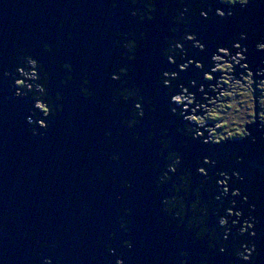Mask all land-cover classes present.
Returning a JSON list of instances; mask_svg holds the SVG:
<instances>
[{"label":"water","instance_id":"obj_1","mask_svg":"<svg viewBox=\"0 0 264 264\" xmlns=\"http://www.w3.org/2000/svg\"><path fill=\"white\" fill-rule=\"evenodd\" d=\"M110 3L116 4L115 10L108 8ZM164 3L175 7L173 0H155L153 19L139 23L128 16L133 9L125 0H0V68L11 66L17 48L25 49L44 65L49 96L52 92L62 94V111L48 118L50 127L43 138L33 137L24 122V100H13L7 90L10 81L3 82L0 96L8 100L0 99V264H39L36 251L51 258L53 264H113L117 257L124 264H179L181 250L187 253V264H198L202 252L211 257L210 264H228L230 258L217 255L215 248L205 252L203 239L190 243L194 230L184 228L194 188L199 189L201 203H206L207 184H200L203 178L190 175L186 193L176 192L183 198V219L173 220L171 213L166 216L160 211V201L168 198L171 185L179 182L178 177L188 165L194 173L195 160L207 152L205 146L176 134L180 122L168 114L166 98L156 79L160 70L175 71L159 55L162 39L170 36L168 28L174 26L160 15ZM235 12L234 20L222 22L186 17L198 36L212 40L203 53L190 58L203 62L217 44L240 31L256 29L258 35H264V7L256 0ZM244 16L246 22L238 24ZM117 31H133L137 36L144 33V40H135V59L131 63L116 62L122 52L112 47ZM253 42L248 41L244 61L250 70L264 57V53L252 50ZM41 43L49 45L48 53L41 51ZM186 50L191 54L187 46ZM61 63L72 66V80L63 88L58 83L64 76L57 67ZM121 66L127 70L122 79L134 83L142 97L147 93L155 109L149 113L146 108L143 119L130 131L119 124L122 118L127 119L128 105L108 102L117 84L108 80L107 74ZM192 71L189 68L178 73L176 82L189 78ZM84 74L93 92L88 99L78 91ZM148 124L153 125L152 139L145 144ZM166 125L169 144L157 159V141L165 138L161 132ZM117 130L121 132L119 137L115 135ZM248 130L258 137L254 129ZM104 132L109 133L107 138ZM134 133L138 136L135 141L131 139ZM215 150L221 153V160L208 171L209 176L226 170L218 167L223 163L231 166L229 172L236 170L243 177V185L252 177L253 187L248 193L251 199V193H258L255 264H264V143L258 138L255 144L233 140ZM172 151L179 153L180 165L158 191L153 181L164 170L163 156ZM113 154L119 156L115 162L107 159ZM230 155L240 156L241 163L225 162ZM153 164L157 165L155 169ZM121 180L128 182L127 189L119 187ZM118 219L126 222V233L119 229ZM207 225L212 227L214 223ZM124 240L131 242L130 249L120 246ZM42 243L47 247H40ZM106 245L113 255L108 254ZM232 264L239 262L233 260Z\"/></svg>","mask_w":264,"mask_h":264},{"label":"clouds","instance_id":"obj_2","mask_svg":"<svg viewBox=\"0 0 264 264\" xmlns=\"http://www.w3.org/2000/svg\"><path fill=\"white\" fill-rule=\"evenodd\" d=\"M125 2L133 9L128 12V16L135 18L137 22H150L153 19V13L156 11L155 0H125ZM173 2L175 7L164 3L160 8V15L167 17L174 26L168 28L170 36L162 39L163 46L159 50V55L163 62L169 67H174L175 71L160 70L156 79L163 90V97L166 98L168 114L180 122V126L175 128L176 134L205 146L207 152L195 160L194 173L190 172L191 165H188L178 177L179 186L173 184L169 190L174 194L176 192L186 193L190 175L203 178L200 184H207V193L214 191V194L207 203H201L199 189L192 190L194 199L188 205V212L191 215L184 225L186 231L194 230L190 243L203 239L205 252H211L215 248L217 255H226L230 258L228 264H232L233 260L239 264H255L258 256V249L255 245L257 218L252 213L258 211L255 208L256 193H251L252 203H248V196L242 194L253 187L252 177H249L248 184L243 187L233 186L229 191L230 181L243 184V177L236 170H232L230 175L228 171H216L211 176L208 171L215 168L221 159V153L215 149L222 144H231L233 140H247L249 144H255L257 138L264 143V57L260 58L259 63L252 70L244 62L249 50V40L254 41L251 44L253 51L264 53V35H258L256 29L247 33L237 32L209 51L203 62L194 61L190 55L203 53L206 45L211 44L212 40L198 36L189 27V20L186 17L191 16L200 21H208L212 18H215L217 22L234 20L236 18L235 9L244 10L250 0H173ZM256 3L264 7V0H256ZM108 8L115 10L116 4L110 3ZM246 20V16L240 17L237 23L244 24ZM219 34V32L216 33V35ZM144 38L143 32L138 36L133 31L115 32L112 47L122 49L116 62L131 63L135 59V40L142 41ZM186 46L187 49L192 50L191 54L186 50ZM40 49L44 53L50 51L47 43H41ZM57 67L64 73L63 78L58 81L60 87L63 88L67 82L72 80V66L69 63H61ZM189 68L193 69L189 78L177 83L178 73H184ZM234 69L238 70L236 76L233 75ZM125 76H127V70L123 66L113 68L108 72V80L117 84L108 97V102L113 106L118 102L128 105L127 119L122 118L119 124L121 128L130 131L143 119L146 108L149 113L154 112L155 109L151 106V97L147 93L142 97L139 94V88L134 83L128 79H122ZM6 80L10 81L7 84V90L11 93V98L25 102L27 115L24 117V122L29 134L43 138L50 127L47 122L48 118L55 117L62 111V94L60 92H52L51 96L48 94L49 77L44 65L29 55L25 49L17 48L11 66L0 68V92L3 91V82ZM88 84L86 74L82 75L78 91L83 99H88L93 95ZM0 99L6 102L8 97L0 96ZM253 125L258 137L248 130ZM147 127L149 131L145 136V144L152 139L153 125L148 124ZM108 135V132H104L105 138ZM115 135L119 137L121 132L117 130ZM161 135L165 138L157 141L160 145V151L156 152L157 159L161 158L169 144L167 125ZM131 139L137 140V134L134 133ZM184 146L181 144V147ZM115 147L119 146L115 145ZM186 158L187 153H185ZM107 159L115 162L119 156L113 154ZM163 159L165 161L164 170L153 181V186L158 191L169 181L170 176L176 173L181 157L178 152L172 151L163 156ZM226 159L231 160L233 165L241 163V157L238 155L226 156ZM152 167L155 169L157 165L153 164ZM111 174L114 175L115 171L113 170ZM119 187L127 189L129 184L126 180H121ZM237 197L241 205L247 204L246 214L237 206ZM116 198L120 199L119 196ZM160 205V211L166 216L171 213L173 220L177 217L183 219L182 197L173 195L172 198L162 199ZM209 207L214 219L212 227L206 223ZM124 214H128L127 209ZM238 222L239 228L237 229ZM117 225L122 232H127L126 222L118 219ZM176 227L179 228L180 225L177 223ZM108 236L111 239L112 233L109 232ZM229 237H231V247L228 246ZM241 237L245 239L241 240ZM120 246L128 250L132 245L130 241L124 240ZM40 247H47V245L42 243ZM105 247L107 248V245ZM107 251L110 256L113 255L111 248H107ZM178 257L180 258L179 264H187L185 251H179ZM35 259L39 261V264H53L52 259L43 255L41 251L35 252ZM210 260L211 257L205 255L204 252L197 257L198 264H210ZM113 264H124V261L117 257Z\"/></svg>","mask_w":264,"mask_h":264},{"label":"flooded vegetation","instance_id":"obj_3","mask_svg":"<svg viewBox=\"0 0 264 264\" xmlns=\"http://www.w3.org/2000/svg\"><path fill=\"white\" fill-rule=\"evenodd\" d=\"M216 75H218V74H216ZM205 87H207V84H205ZM254 125L250 128V130H253L254 129ZM221 160V159H220ZM225 162H227V161H229V160H224ZM224 161H222V162H224ZM218 167H220V168H225L226 170H223V171H228L227 169L228 168H230L231 166L230 165H227V164H220V165H218ZM177 171V170H176ZM232 171V170H231ZM230 171V172H231ZM229 172V171H228ZM230 172H229V175H230ZM177 187L179 186V182H177L176 184H175ZM173 186V184L171 185V187ZM233 186H235V187H243V184H236L234 181H230V187H229V191H231V187H233ZM168 193H170V195L168 196V198H172V196L173 195H175L176 196V194L177 193H172L170 190H169V192ZM206 194H207V199H206V203H207V201L208 200H210V198H211V195H213L214 194V191L212 192V193H207V190H206ZM242 194H244V195H247L248 196V203H252L253 201H252V199H251V196H250V194L248 193V191H245V192H243ZM256 195L258 196V193L256 192ZM166 199V198H165ZM257 200V199H256ZM264 200V197L262 198V201ZM236 203H237V206L239 207V208H241L242 210H243V212L246 214V212H247V204H244V205H241L240 203H239V198L237 197L236 198ZM225 204H226V200H225ZM256 205H258V201H256V203H255V208H257V206ZM174 211V210H173ZM219 214V213H218ZM253 215H254V213H252ZM191 215V213L189 214V216ZM234 218V217H233ZM242 218H243V216H242ZM206 223L207 224H212V223H214V219L212 218V216H211V208L209 207V209H208V216H207V219H206ZM239 228V222L237 223V229ZM241 240H243V239H245L244 237H241L240 238Z\"/></svg>","mask_w":264,"mask_h":264},{"label":"rangeland","instance_id":"obj_4","mask_svg":"<svg viewBox=\"0 0 264 264\" xmlns=\"http://www.w3.org/2000/svg\"><path fill=\"white\" fill-rule=\"evenodd\" d=\"M238 72V70H236Z\"/></svg>","mask_w":264,"mask_h":264}]
</instances>
